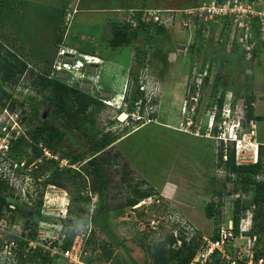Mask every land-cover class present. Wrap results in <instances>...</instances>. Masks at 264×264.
<instances>
[{"label":"rangeland","instance_id":"rangeland-1","mask_svg":"<svg viewBox=\"0 0 264 264\" xmlns=\"http://www.w3.org/2000/svg\"><path fill=\"white\" fill-rule=\"evenodd\" d=\"M207 1L0 0V43L26 60L35 72L48 73L63 84L71 80L70 72L64 69L79 61L71 55L61 57L64 47L102 59L98 67L83 64L85 79L73 88L102 104L92 111L94 124L87 125L90 134L100 136L111 131L119 137L98 157L95 165L82 162L71 168L59 167L57 163L62 171L56 173L55 168H49L45 177H51L68 192L48 186L40 212L32 215L41 186L29 176L30 167L23 168L24 159L30 158L31 152L21 146L14 153L11 147L19 137L28 142L29 132L41 123L63 130L60 114H53L51 106L41 103L37 107L39 119L31 118L28 106L39 102L40 97L25 88V76L17 86H4L5 92L18 101L13 113L0 105V179H6L7 202L15 207L14 211L4 209L3 216L11 221L7 226L11 233L8 237L15 245L21 241L17 236L42 244V238L65 239L68 227L64 220L69 200L83 195L88 198L83 206L90 205L89 225L79 229L87 234L91 229L94 231L98 249L93 264H151L147 251L156 242L167 235L179 236L182 231L188 238L209 239L233 219L236 196L243 204L250 200V196L234 190L239 185L236 176L230 182L225 181L226 172L219 165L218 152L222 147L225 155L233 145L217 137V117L212 122L217 111L209 102L214 82L217 99L221 97L223 104H230L232 115L242 116L245 97H254L255 120H244L250 133L238 146H233L236 163H254L255 148L258 143H264V52L244 53L236 42L238 33L231 25L222 23L196 39L198 30L192 24L185 29L187 17L182 12ZM255 2L264 9V0ZM137 12H142L141 17L152 26L159 23L166 30L156 31L152 27L148 36L138 28L134 30L136 39L117 48L110 47L113 27L129 24L133 30ZM224 27H227L225 33ZM259 45L262 51L264 46ZM200 47V53L192 49ZM156 52H160L158 57ZM80 57L77 56L78 60ZM162 57L167 59L166 67ZM199 77H207L208 81L194 91L193 84ZM146 81L149 85H144V90L149 97V86L154 85L150 88L155 99L147 105L138 102L130 110L137 86ZM115 105L122 106L121 110ZM223 137L227 139L224 133L220 135ZM83 144V136L73 131L66 133L62 147L64 152H81ZM136 186L151 189L153 196L138 203L139 207L131 208L126 206V201ZM217 191L222 192L221 197L217 198ZM219 198L223 201L220 219H207L203 211L206 204ZM262 198L250 212L253 225L262 228L264 239V194ZM100 203L102 210L96 211ZM97 215L100 222L93 223ZM26 221L29 231L24 229ZM34 230L36 237H28ZM238 245L235 241L227 248L229 262L217 257L220 264H231L232 260L243 262ZM102 246L112 252L109 260L103 256ZM0 264L16 263L13 257L7 258L0 252ZM50 264L67 262L51 258Z\"/></svg>","mask_w":264,"mask_h":264},{"label":"trees","instance_id":"trees-1","mask_svg":"<svg viewBox=\"0 0 264 264\" xmlns=\"http://www.w3.org/2000/svg\"><path fill=\"white\" fill-rule=\"evenodd\" d=\"M134 21L136 22V27L133 28V30L130 28L129 24H125L123 26L116 25L113 27L112 37L109 40L110 47L117 48L136 39L138 35L134 30H137L138 28L148 36H150V29L152 27L155 28L156 31L162 32L166 30L164 26H152L150 23L147 24L143 22L141 20L140 12L136 13ZM215 28L216 25L213 26V29ZM201 33V30H198L196 39L200 37ZM58 41L59 43L62 42V36L59 37ZM259 46L260 45H257V47L254 48V53L264 52V47L262 48V51H259ZM192 49L197 53L202 51L201 47ZM154 54L158 57L160 52H156ZM162 59L163 65L166 67L168 65L167 59L166 57H162ZM24 76L25 88L34 91L40 97L39 102H33L28 106L31 118L38 120L40 113L37 107L41 103L46 104L52 107L53 114H60L59 122L63 129L61 130L53 127L49 128L46 123L38 124L32 131L29 132L27 138L28 142H26L24 138L19 137V139L16 140L15 145L11 147V151L13 150L14 153H16L15 151L19 150L21 146H26L31 152L30 158H27L26 160L24 158L22 159L25 161L23 168L28 169L30 167L28 173L29 176L34 182H39L41 186V191L38 193V199L33 204L34 212H31L32 215H34L40 212L44 190L48 186H55L68 192L65 187L51 177H45V172L49 168H55V173L57 171H62L57 167V162L55 160L46 158L44 154L45 150L50 152L52 155L58 154L60 159H66L69 164L86 162L91 165H95L98 157L107 151V149L114 142H116L119 137L111 131L102 133L100 136L90 134V130L87 128V125L94 124L92 111L97 105H102L101 102L91 96H88L89 94H84L67 84H63L50 78L48 73L35 72L30 68L29 63L26 62V60L18 56V54L6 47L4 44L0 43V105L4 108L7 107L11 113L15 112L18 101L11 94L5 92L4 86L19 85ZM136 78H138V76ZM203 81L204 82H202V84L205 85L208 78L204 77ZM216 86L217 84L214 82L212 85L213 89L210 92L209 105L210 107L215 105L217 118H219L224 100L221 97L217 99ZM139 88L140 85H138L136 89L137 96H132L130 110L133 109L134 104H137L138 102L145 103V105L151 103V101L147 102V95L145 91L142 92ZM150 99H155V96H151ZM254 101L255 99L253 96L245 97L244 113L245 118L248 119V121L255 120L253 108ZM152 116L151 118H153ZM216 129L217 128L215 127V132L217 131ZM73 131L78 132L84 138V144L82 145L81 152H64L62 145L65 141L66 133ZM24 155L27 156V153ZM223 157H225V161L222 160ZM218 159L219 165H223L226 172L225 181L230 182L233 180V176H236L237 181L239 180V185H237L236 188L234 187V190L240 191V193L245 194L246 196H250V200L245 202V204H243L240 199H235V213L232 221L234 224V233L237 236L239 233L240 220L244 216L243 213L249 209L254 211L256 206L260 204V200L264 194V143H258L257 159L254 163H236L235 149L233 146L226 150L225 155H223V148L220 147ZM17 163L20 164L21 159H19ZM224 183L222 184L224 185ZM7 189L6 179H0V218L3 216V210L7 209L9 206V203L7 202V197L9 196L7 194ZM216 195L217 198L221 197L222 192L217 191ZM152 196L153 193L151 189L143 190L138 186L133 187L132 194L127 198L126 206L132 208L142 200ZM87 200L88 198H84L83 195L69 200L64 220V223H66L68 227L66 230L67 236L61 244L62 250L71 246L75 236L80 234L81 227H88V208L90 205L83 206ZM100 202H102V200ZM222 202V198H219L217 201L210 200L203 210L205 217L207 219H216V221H218L221 217L223 206ZM102 207L103 206L100 203L99 207L96 208V211L102 210ZM100 218L101 217L98 215L95 216L93 223H99ZM101 222H103V220ZM103 223L104 225L107 224L106 221ZM24 229L29 231L30 226L28 221L25 222ZM218 230L211 237L212 239L217 238ZM245 235L256 236L253 259L255 264H258V261L261 259L263 260L261 264H264V243L261 245V248L258 249L261 241H264L262 228L260 227L259 229H256V225L254 224L253 229ZM29 236L35 238L36 230H34L31 235L29 233L28 237ZM178 241L180 244L177 243ZM1 244L2 240L0 239V246ZM201 244V238L197 236L188 238L186 233L182 231L179 236L167 235L163 240L150 246L147 253L151 264H171L173 262H177L178 264H191L197 251L200 249ZM25 247L26 242H18L17 249L14 250L16 264H50L51 258L48 253H44L40 248L25 252ZM102 247L104 250V246ZM97 249L98 247L94 242V231L91 229L88 234L86 233V238L83 241L82 260L88 264H93L95 260L94 254ZM102 254L107 260H109L112 252L104 250ZM217 257L222 259L218 251L211 256L210 260L207 261L206 264H220V259ZM97 258L100 259V256ZM237 263L244 264L241 261L235 262L234 264Z\"/></svg>","mask_w":264,"mask_h":264},{"label":"built area","instance_id":"built-area-1","mask_svg":"<svg viewBox=\"0 0 264 264\" xmlns=\"http://www.w3.org/2000/svg\"><path fill=\"white\" fill-rule=\"evenodd\" d=\"M142 13V12H140ZM184 27L190 28L191 24L197 30H201L205 33L213 28L214 25L222 23V25L230 26L238 33L239 39L238 46L247 52L252 53L254 48L259 45H264V9L257 7L255 0H208L200 6L193 8L192 10H185ZM142 16V15H141ZM152 17V14L150 15ZM141 20L147 24L145 18L141 17ZM155 25L162 24L156 23ZM224 33L227 27H224ZM223 30V29H222ZM229 41V37H227ZM196 84L193 86L196 91L199 90L202 77L198 78ZM144 86L140 87L143 90ZM47 159H53L58 162L59 167H71L75 168L77 164H69L66 159H60L58 154L52 155L48 151H44ZM239 197V196H236ZM8 208L11 211L15 210L14 205H9ZM134 208V207H133ZM10 211V212H11ZM248 210L246 215L240 220L239 223V233L236 236L234 233L233 221H229L224 227H221L217 232V238H201V247L197 251L191 264H206L210 260L211 256L218 251L222 258L227 259L229 262V256L227 255V248L232 242H238V250L243 253L240 256L244 264H255L253 259L254 244L256 242V236L245 235L253 229V214ZM9 223L11 222L7 216H2L0 218V239L3 240L1 246V252L5 254L7 258H14L13 249H16L12 238L8 237L11 233L7 230ZM154 224V223H153ZM155 225V224H154ZM155 229V226L152 227ZM16 237V236H15ZM21 241L26 242L25 252L32 251L36 248H40L44 253H48L49 257L53 260L61 259L67 262V264H88L82 260V245L86 238L85 232H80L75 236L71 246L65 250L61 249V244L64 238L57 239L53 237L42 238L43 244L37 241L28 240L26 238H21L17 236ZM180 244V242H177ZM263 260H259L258 264H261ZM235 262L232 260L231 264Z\"/></svg>","mask_w":264,"mask_h":264},{"label":"clouds","instance_id":"clouds-1","mask_svg":"<svg viewBox=\"0 0 264 264\" xmlns=\"http://www.w3.org/2000/svg\"><path fill=\"white\" fill-rule=\"evenodd\" d=\"M63 49H67L66 47H64ZM63 51V50H62ZM62 53V52H61ZM78 55H81V56H83V57H88L89 55H87V54H80V53H78ZM88 58H90L91 60L89 61V63L88 64H86V62L85 61H83V63L84 64H86V65H89V66H94V67H98L99 65H102V59H100V58H98V57H92V56H89ZM75 60L77 59V58H74ZM74 63H75V61H74ZM85 66V65H84ZM83 66V67H84ZM71 67H74V64L71 66ZM82 67V68H83ZM202 80H203V77H202V79H201V84H200V86L202 85ZM192 83H193V81H192ZM66 84L68 85V83L66 82ZM141 84L142 83H140V87H141ZM149 85L148 83H147V81L143 84V86L144 85ZM195 84H196V82H195ZM69 86V85H68ZM154 85H150L149 86V89H150V91L148 92V93H150L151 94V96H155L156 97V95H154V91L150 88V87H153ZM194 87V86H193ZM140 89V88H139ZM144 89H145V87H144ZM140 90V91H145V93H146V90ZM153 89H155V87L153 88ZM194 90H195V88H194ZM196 91V90H195ZM146 95H147V93H146ZM151 96H147V98L151 101ZM124 100V98L122 99V101ZM227 103L228 102H226V103H224L223 104V107H222V112H220V115H219V118H217V124H216V127H219V130H218V132H217V137L219 138V139H223V141L224 142H229V143H231L233 146H235V145H239L240 144V142H241V140L244 138V137H247L248 135H249V133H250V131H247L246 130V127L244 126V120H245V113H243V115L242 116H237V115H232L231 114V109H230V104H229V107L227 106ZM123 105V104H122ZM115 107L116 108H118V106L117 105H115ZM121 107L122 106H119V111L121 110ZM122 113H126V114H128V112H125V111H122ZM216 117H217V113L215 112L214 113V115H213V117H212V122L214 123V121H215V119H216ZM127 118H128V116H127ZM252 122V121H251ZM225 134V136H227V139L225 140V138L223 137V138H220V135H222V134ZM237 148V147H236ZM256 152H257V148H256ZM256 159H257V155H256ZM256 161V160H255ZM254 161V162H255ZM58 163V162H57ZM236 199H238V197L236 198ZM141 203V202H140ZM138 205V204H137ZM137 205H135V206H137ZM134 207V206H133ZM248 211V210H247ZM252 211V210H251ZM2 240V239H1ZM2 243H3V240H2ZM1 246H2V244H1ZM1 246H0V252H1ZM16 249H17V247H16ZM14 250L15 249H13L12 251L14 252ZM15 259V258H14Z\"/></svg>","mask_w":264,"mask_h":264},{"label":"bare ground","instance_id":"bare-ground-1","mask_svg":"<svg viewBox=\"0 0 264 264\" xmlns=\"http://www.w3.org/2000/svg\"><path fill=\"white\" fill-rule=\"evenodd\" d=\"M62 55H64V56H67V55H71L72 57H76L77 58V56H78V53L77 52H74L73 50H71V49H69V48H67L65 51H63L62 53H61V57H62ZM81 56V55H80ZM89 57V56H88ZM88 57H83V56H81L80 57V60H78L79 58H77V60L76 61H79L78 62V64H74V67H68V65H67V67L69 68V69H64V65H62V67H61V69L63 70H67V71H69L70 73H69V76H70V74H71V76L73 77L71 80H69L67 83H68V85L70 86V87H74V86H76V84L78 83V82H80V80H84L85 78H84V74H83V71H84V63H83V61H85L86 62V64H88L89 63V61L91 60L90 58H88ZM63 59V58H62ZM66 59V58H65ZM83 67V68H82ZM69 79V78H68ZM75 88V87H74ZM117 100V99H116ZM117 104V103H116ZM121 119H124V114L122 115V117H121ZM252 143V142H251ZM250 147H252L251 146V144L249 145ZM256 155H257V152H256V148H255V151H254V153H253V158L255 159L256 158ZM140 205H138L137 207H139Z\"/></svg>","mask_w":264,"mask_h":264}]
</instances>
